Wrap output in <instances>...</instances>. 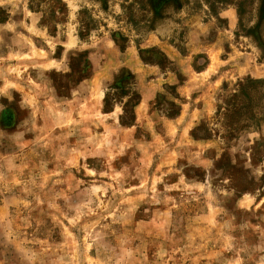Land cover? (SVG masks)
<instances>
[{
    "label": "rangeland",
    "instance_id": "374dc122",
    "mask_svg": "<svg viewBox=\"0 0 264 264\" xmlns=\"http://www.w3.org/2000/svg\"><path fill=\"white\" fill-rule=\"evenodd\" d=\"M0 264H264V0H0Z\"/></svg>",
    "mask_w": 264,
    "mask_h": 264
},
{
    "label": "crops",
    "instance_id": "0c3cea01",
    "mask_svg": "<svg viewBox=\"0 0 264 264\" xmlns=\"http://www.w3.org/2000/svg\"><path fill=\"white\" fill-rule=\"evenodd\" d=\"M120 65H122L125 68L132 69L133 71L131 72L132 75L137 74L135 80L137 81L136 85L139 91L140 99H139L138 104L133 107L135 118L137 121L138 120L137 118H140V116H145L144 111L146 112V110L149 107L150 101L153 100L159 88L162 87L163 84L165 83V78L163 76L162 77H158V76L148 77V73L150 72H147V74H145L144 72L143 74L144 76L141 75V71H145L143 69L144 65H142L143 66L142 67L141 64L134 63L128 57L124 58L123 63ZM179 87L181 88V84L179 85ZM183 113H184L183 108L179 109V113L177 114V116L175 118H168V121L174 120V122L176 123L185 125L186 113L185 114Z\"/></svg>",
    "mask_w": 264,
    "mask_h": 264
}]
</instances>
